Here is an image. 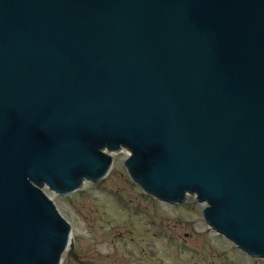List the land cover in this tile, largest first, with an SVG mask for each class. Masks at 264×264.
<instances>
[{
  "label": "water",
  "instance_id": "1",
  "mask_svg": "<svg viewBox=\"0 0 264 264\" xmlns=\"http://www.w3.org/2000/svg\"><path fill=\"white\" fill-rule=\"evenodd\" d=\"M129 151L264 259V0H0V264H62L59 196Z\"/></svg>",
  "mask_w": 264,
  "mask_h": 264
},
{
  "label": "rangeland",
  "instance_id": "2",
  "mask_svg": "<svg viewBox=\"0 0 264 264\" xmlns=\"http://www.w3.org/2000/svg\"><path fill=\"white\" fill-rule=\"evenodd\" d=\"M129 154L115 153L103 181L69 196L47 189L72 224L63 264H264L208 228L194 197L177 206L144 193L124 166Z\"/></svg>",
  "mask_w": 264,
  "mask_h": 264
},
{
  "label": "flooded vegetation",
  "instance_id": "3",
  "mask_svg": "<svg viewBox=\"0 0 264 264\" xmlns=\"http://www.w3.org/2000/svg\"><path fill=\"white\" fill-rule=\"evenodd\" d=\"M221 236V235H220ZM246 255V254H245ZM255 261H256V259H255ZM134 262H138V261H134ZM75 263H77V264H85L84 262H81V261H76Z\"/></svg>",
  "mask_w": 264,
  "mask_h": 264
}]
</instances>
